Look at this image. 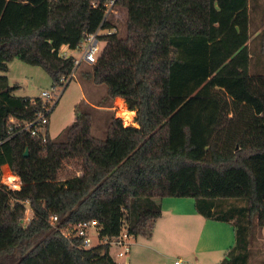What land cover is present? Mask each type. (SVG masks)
<instances>
[{
  "label": "trees",
  "instance_id": "1",
  "mask_svg": "<svg viewBox=\"0 0 264 264\" xmlns=\"http://www.w3.org/2000/svg\"><path fill=\"white\" fill-rule=\"evenodd\" d=\"M110 1L0 0V182L2 166L5 179L15 178L10 167L22 180L0 184V264H117L108 245L67 240L52 215L58 228L96 221L102 237L127 228L151 238L166 197L193 198L203 217L232 223L235 244L219 264H251L253 227H264V29L251 50L250 0H114L124 29ZM99 28L88 78L107 87L105 103L123 98L135 125L113 116L101 140L76 108L64 141L9 138L10 117L43 110L40 97L14 94L9 62L41 66L62 84L75 57L59 50ZM67 161L79 170L62 178Z\"/></svg>",
  "mask_w": 264,
  "mask_h": 264
},
{
  "label": "rangeland",
  "instance_id": "2",
  "mask_svg": "<svg viewBox=\"0 0 264 264\" xmlns=\"http://www.w3.org/2000/svg\"><path fill=\"white\" fill-rule=\"evenodd\" d=\"M252 4H254V1L250 0V6ZM252 10L257 13L256 7H253ZM262 15H264V12L261 14V16H259L261 17V20H264V17L262 18ZM253 16L254 12H251L252 33H254L255 31V28L253 27ZM111 18H113V20L117 22L120 29H124L125 18L122 11L114 8V11L111 12ZM102 31L103 30H101V32ZM254 38L255 39H253L254 43L251 46V50L256 51L259 49L262 43V37L259 36ZM70 53L77 58H80L81 56V54L77 50H70ZM257 56L261 58V56ZM255 61L256 58H253V62ZM8 65L9 71L7 73V76L9 78L10 85H18V88L14 91V94L16 96L30 98L41 97L43 91L51 90V88L54 86L52 78L41 66L27 64L18 58L13 59L11 62H9ZM91 68V65L83 61L79 68L76 70L75 76L67 83L68 85L61 88V93L57 99V104H55L49 117L48 129L50 132V136L53 139L57 141H64L66 139L65 130L74 122L76 108H78V110L82 112H88L92 115V133L95 137L101 140L106 139L107 128L113 116L121 117L123 119L125 118L123 112L125 110L127 111L128 109L126 102L124 105L125 108H122V110L121 108H118L119 104L122 102H118L117 98L110 101L109 103H105L103 99L107 94V87L105 85H97L90 78H88V73L91 71ZM254 71L255 68L252 67L251 72L254 73ZM116 107L117 109H115ZM124 123L132 124L131 120L127 119ZM78 170L79 168L74 164V161H67L64 164V169L61 172V177L64 178L68 174H75L78 172ZM11 172L14 174L15 178L11 177L5 179L3 175L2 178L4 181L9 183L8 186L11 189H17L19 188L18 186L21 184V181H19L18 176L15 174V172H13L12 170ZM27 215L31 217L32 211H28ZM255 227L257 228V226ZM91 230L94 229L91 228ZM137 239L139 243H148L147 239H144V237H137L135 240ZM91 240L93 245L98 244V237L95 234L91 236ZM262 243H264V240L262 241L257 237V229L253 227L252 246L255 248ZM139 249H141V247H138L137 245L133 247L131 255L132 260L129 263H124L127 257H117L115 249L111 250V254L114 259L119 261V264H150L151 262H148L149 260H154V264H157L160 262V260L163 262H168V258L173 261L176 256H181L186 259L183 264H210L209 259L206 257H203L201 255H191L189 245L187 248L181 250L180 252L173 248L166 250V252H163V255L166 256V258L159 256L155 251L148 250V252H150V254H148L151 257L150 259H145L144 262L140 261V259H136V255L138 254L139 258L141 254ZM184 255H187V257H185ZM251 264H264V248L252 252Z\"/></svg>",
  "mask_w": 264,
  "mask_h": 264
},
{
  "label": "crops",
  "instance_id": "3",
  "mask_svg": "<svg viewBox=\"0 0 264 264\" xmlns=\"http://www.w3.org/2000/svg\"><path fill=\"white\" fill-rule=\"evenodd\" d=\"M250 9V33L251 38L249 45L254 37H258L262 34L264 29V20H261V14L264 12V0H253ZM259 5V6H258ZM256 7L257 13L252 8ZM251 12H254L253 16V27L255 28L254 33L251 31ZM264 15H262V18ZM255 34V35H254ZM118 102H122V108H125V101L123 98H117ZM124 104H123V101ZM123 106V107H122ZM128 110V109H127ZM132 113L131 123L135 125V111ZM50 134V132H49ZM162 215L157 220L153 235L147 239L148 243H139L138 239L135 240L132 246L131 253L125 259L124 263H129L132 260V251L134 246L141 247L140 256L136 255V259L143 261L150 259V252L155 251L161 257L166 258L163 252L173 248L178 252L185 249L189 245L191 255H201L209 259L210 264H219L226 256L228 249L235 244V230L232 223L220 222L211 219H207L200 215L195 208V200L193 198H177V197H166L161 200ZM257 237L260 240H264V227L256 228ZM160 248V249H159ZM251 248L254 251L261 250L264 248V243L255 248L252 246L251 237ZM149 253V254H148ZM187 257V255H184ZM197 258V257H196ZM177 260H180V264L185 262V258L176 256L172 261L168 258V262L160 260L157 264H175ZM118 262V261H117ZM150 264H154V260H149Z\"/></svg>",
  "mask_w": 264,
  "mask_h": 264
},
{
  "label": "built area",
  "instance_id": "4",
  "mask_svg": "<svg viewBox=\"0 0 264 264\" xmlns=\"http://www.w3.org/2000/svg\"><path fill=\"white\" fill-rule=\"evenodd\" d=\"M107 7H108V12H113L114 11L113 9L114 0H111L107 4ZM101 34L102 32H101V29L99 28L96 32L87 35L83 39L81 44L76 49L77 51H79L81 56L80 58H77L74 56L75 57L74 70L68 77L61 79L62 84H56L51 88V90H46L42 92L40 98L43 100V110L37 114L34 120L20 121V120H16L13 117H10L9 119V133H10L9 138L21 132H29L30 136L39 138L41 139L42 142H46L47 134L49 132L48 128H49L50 113L58 97L60 96L61 88H63L64 85H66L75 76L76 70L79 68V66L82 64L83 61L89 65H92L97 61L101 53L102 46H103V42L100 39ZM59 55L61 57L67 58L71 56L72 54L70 53V49L68 46H63L59 50ZM115 109H117V107ZM123 121L125 122L126 119L124 118ZM9 169L11 168L9 167ZM2 175H3V166L1 170L0 184L6 185L9 189H11L8 186L9 183L3 180ZM18 179L19 181H21L20 182L21 184L18 186L20 188V186L22 185V180L20 179V177H18ZM28 211H32V210L29 207V204L26 203V212H25V217L23 219V225L25 226L28 225V223L30 222L32 218V216L30 217L27 215ZM32 215H33V211H32ZM58 220H59L58 216L54 214L52 215L50 219V224L54 228H57L60 231V233L71 243L76 244L77 241L81 239L82 242L80 243V246L84 249H92L98 245H108L110 249L109 253L111 257H112V254H111L112 249L116 250L117 257L119 258L128 257V255L131 253L133 243L135 242V239H136V237L133 234H131L127 228H123L117 236L102 237L100 234L99 226L96 223V221H84V222L69 224V225L58 228ZM91 228H93L94 230H91ZM94 234L98 237L97 245L92 244L91 236ZM113 260L117 264H119V261L117 262V260L114 258ZM180 262H181L180 260H177L175 264H180Z\"/></svg>",
  "mask_w": 264,
  "mask_h": 264
},
{
  "label": "bare ground",
  "instance_id": "5",
  "mask_svg": "<svg viewBox=\"0 0 264 264\" xmlns=\"http://www.w3.org/2000/svg\"><path fill=\"white\" fill-rule=\"evenodd\" d=\"M121 107V105H119V108ZM133 113V112H132ZM132 113L131 112H129L128 110L126 111H124L123 112V115L125 116V118L127 119V120H131L132 119ZM11 178V177H10ZM14 178V177H13ZM14 180V179H13Z\"/></svg>",
  "mask_w": 264,
  "mask_h": 264
},
{
  "label": "water",
  "instance_id": "6",
  "mask_svg": "<svg viewBox=\"0 0 264 264\" xmlns=\"http://www.w3.org/2000/svg\"><path fill=\"white\" fill-rule=\"evenodd\" d=\"M28 154V150H26V153H25V155H27Z\"/></svg>",
  "mask_w": 264,
  "mask_h": 264
}]
</instances>
